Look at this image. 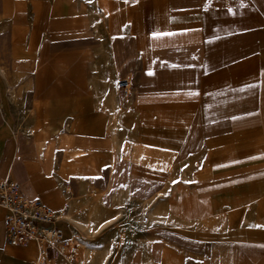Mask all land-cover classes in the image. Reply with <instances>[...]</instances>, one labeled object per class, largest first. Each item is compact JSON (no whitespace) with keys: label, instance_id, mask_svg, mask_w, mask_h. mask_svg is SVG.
<instances>
[{"label":"crops","instance_id":"0c3cea01","mask_svg":"<svg viewBox=\"0 0 264 264\" xmlns=\"http://www.w3.org/2000/svg\"><path fill=\"white\" fill-rule=\"evenodd\" d=\"M95 8L0 0V177L67 209L58 229L69 240L77 235L62 166L75 171L97 155L110 168L106 204L158 200L171 210L126 264H264V0ZM95 11L128 68L117 72L109 43L94 37ZM20 76L33 80L30 89ZM124 78L133 84L126 99ZM4 215L0 264H36L35 244L7 243Z\"/></svg>","mask_w":264,"mask_h":264},{"label":"rangeland","instance_id":"374dc122","mask_svg":"<svg viewBox=\"0 0 264 264\" xmlns=\"http://www.w3.org/2000/svg\"><path fill=\"white\" fill-rule=\"evenodd\" d=\"M15 104L19 115L24 118L28 103L17 95ZM79 163L82 165L80 168L76 166L77 170L68 173H65V166L60 165L64 169L65 191L68 195L69 192L76 195L77 211L70 217L82 253H93L88 264H98L102 260L104 264H126L132 249L151 242L159 225L149 217V213H145L143 203L134 202L116 208L105 203L101 192L105 190L110 168L104 159L96 155ZM88 189L94 193L89 194ZM96 192L101 195L98 199ZM152 206L154 208L155 204ZM102 223L98 232H91L90 224L97 226Z\"/></svg>","mask_w":264,"mask_h":264},{"label":"built area","instance_id":"2783aa9c","mask_svg":"<svg viewBox=\"0 0 264 264\" xmlns=\"http://www.w3.org/2000/svg\"><path fill=\"white\" fill-rule=\"evenodd\" d=\"M118 89L124 99L133 91L130 79H120ZM0 210L5 213L6 240L10 246L35 244L36 264H88L92 255L83 254L78 237L64 239L58 224L67 220L68 210L54 211L40 199L27 198L19 184L0 177Z\"/></svg>","mask_w":264,"mask_h":264},{"label":"bare ground","instance_id":"6f19581e","mask_svg":"<svg viewBox=\"0 0 264 264\" xmlns=\"http://www.w3.org/2000/svg\"><path fill=\"white\" fill-rule=\"evenodd\" d=\"M92 1L96 6V8H95L96 10H98V8L101 6V4L103 2V0H92ZM91 26H93L92 30L94 32V37L105 39L109 43V45H110L109 53H110L111 60L113 62V66L116 69V71L119 72L120 70L125 69L126 66L128 68V65H127L128 63H126V65L122 64L123 55L126 56L127 52L124 51L122 53L120 48L114 42V39H113V36L111 35V32L107 29V23H106L104 17L101 16L98 11H95L92 14V25ZM18 79L22 80L23 84L26 85L27 89H30L32 87L33 80L30 79V77L23 78V76H20ZM30 113L31 112L26 109V114L24 116L25 121H27L29 119ZM115 120H116V113L113 116V123L115 122ZM81 157H83V155H81V154H75L74 155L75 159H79ZM133 161H137V159L133 158ZM164 168L167 171H173V167L171 166L170 162H166V164L164 165ZM63 176H64V174H63ZM88 193L93 194L94 192L92 190L88 189ZM96 194H97V199H98V197H101V195H99L100 192H96ZM101 194L104 197L105 190H103L101 192ZM159 197H161V195ZM67 203H68V209L71 213L77 211V208H76L77 199H76V195L73 192H71V193L69 192V195L67 197ZM143 204H144L145 213H149V217L151 219L161 220V221L164 220L167 222L172 219L171 210L168 207L162 205L158 200L156 201V203H154V202H143ZM154 204H155V207L152 208L153 207L152 205H154ZM116 207L117 206H115V205L112 206V208H116ZM102 226H103V223L99 224L97 226H93L91 224L89 225L92 233L98 232ZM90 255H93V253H90ZM104 262L105 261L102 260L98 264H104Z\"/></svg>","mask_w":264,"mask_h":264}]
</instances>
